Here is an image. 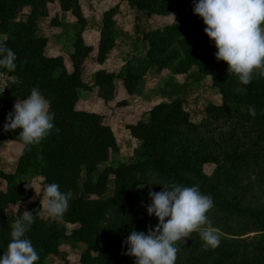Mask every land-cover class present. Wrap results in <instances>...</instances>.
Here are the masks:
<instances>
[{
    "label": "rangeland",
    "instance_id": "obj_1",
    "mask_svg": "<svg viewBox=\"0 0 264 264\" xmlns=\"http://www.w3.org/2000/svg\"><path fill=\"white\" fill-rule=\"evenodd\" d=\"M115 9L118 11V8ZM161 9L168 15L149 21L144 15L136 12L121 22L122 25L127 23L135 27L134 34L126 41L139 51L137 55L129 56L130 60L147 67H151L156 60L162 65L159 73H156L159 68L152 66L150 72L145 75L147 77L143 79V91H140L139 96L128 102L129 99L122 97L117 86L113 100L109 102L100 99L95 91L79 93L78 109L102 116L118 143V151L110 156L108 162L100 165L99 169L115 167L117 164L130 166L137 163L142 143L133 140L126 133V126L143 118L145 120L146 113L159 103L172 102L175 99L183 100L184 109L190 114L191 121L201 125L198 129L182 126L170 129L169 141L162 147L165 159L176 160L186 153L196 156L210 154L217 158L218 163H192L187 170L178 173L175 179L162 178L152 167L134 170L132 197L107 210L100 227L119 226L122 231L125 230L127 214L147 213L146 207L150 203L148 192L161 191L162 184L198 185L203 194L213 199L214 207L207 215L212 225L220 230L221 242L215 249H206L199 234L193 232L187 242L179 246L175 264H264V76L258 72L254 73L252 82L242 85L234 74L227 71V64L216 59V48L203 31L205 25L202 19L183 18L180 25L181 19L174 11V4L172 6L165 0ZM81 11L86 21L88 19L94 23L93 18L90 19L84 14L87 11L86 6ZM29 13V8H23L18 19L24 20ZM69 16L61 12L55 0L47 5L46 16L39 20V33L46 37L48 42L51 35H65L59 42L68 53L72 50L78 27L76 23L72 27L66 24L69 30L62 33V27L57 28L53 21L59 25L60 20L68 22ZM167 26L177 27L162 33L156 32ZM5 39V36L0 35V41ZM148 54H152L153 61ZM64 57L66 59V56ZM165 62L167 66L163 67ZM181 68L186 70L183 75L177 73ZM14 82L15 79L0 73V89L5 90ZM214 82L217 85H214ZM89 84L92 86V83ZM220 91L228 93L222 95ZM144 97H147V101H143ZM223 97L228 99L226 104ZM121 102H126V105H121ZM210 104L218 109L217 120L205 119L204 110ZM249 107L255 108V116L250 115ZM20 148L21 145L17 142L1 143L0 170L7 173L15 171ZM236 152L244 154L245 157H238L235 162L226 164L224 158L228 155L234 156ZM21 181L25 185L28 184L33 192L30 200L20 203L22 211L28 210L31 204L40 202L41 216L52 220L43 207L41 190L46 185L44 179L31 175ZM1 187L4 189V184H1ZM112 190L111 184L108 194H111ZM18 209L17 205L6 208V213L12 218V224L17 219ZM57 222L66 229L67 234L77 227L63 219ZM156 222L154 217L147 225H138L126 233L129 235L133 230L147 231L148 227L155 226ZM39 234L38 230L32 232L34 237ZM85 249L83 244H63L61 247V251L66 253L67 264H81L80 259ZM66 262L65 259L51 256L45 264ZM134 262V257L124 253L113 264ZM89 264L104 263L93 260L89 261Z\"/></svg>",
    "mask_w": 264,
    "mask_h": 264
},
{
    "label": "trees",
    "instance_id": "obj_2",
    "mask_svg": "<svg viewBox=\"0 0 264 264\" xmlns=\"http://www.w3.org/2000/svg\"><path fill=\"white\" fill-rule=\"evenodd\" d=\"M54 1L0 0V35L6 37L3 42L17 56V67L14 71L0 67L1 74L15 79L14 84L0 93V145L3 141L21 145L19 129L4 131L3 125L14 103L26 98L34 86H38L42 94L50 100L51 111L55 113L54 125L59 129V132L53 131L39 145L32 146L31 150L19 156L13 173L0 170V255L10 241L12 226V218L6 213V208L32 198V189L26 188L21 179L38 175L44 179L45 184L58 183L61 191H70L73 194L68 210L61 219L77 227L67 234L66 229L58 224V220H46L41 216L40 202L31 204L28 210L33 214L39 211V215L26 235L40 256L36 264H45L50 256L60 257L66 262V253L61 251L63 244H83L86 247L80 259L81 264H89L93 260L113 264L127 251V245L122 242L128 236V231L154 220V216L147 213L131 212L127 214V225L123 231L119 226L100 227L107 210L132 197L134 170L152 167L162 178L175 179L178 173L187 170L192 163L217 164L218 160L210 154L196 156L188 153L176 160L165 159L162 147L169 141L170 129L179 126L198 129L201 125L191 121L190 114L184 109L183 100L175 99L170 103L154 106L146 113L147 121L140 120L126 126L130 136L142 143L137 163L130 166L117 164L115 167L100 170V165L108 162L110 156L118 151V143L102 116L78 109L79 93L91 92L95 88L98 97L109 102L114 97L115 82L120 80L126 93L131 96L150 67L130 60L118 75L96 72L93 84L89 86L83 80V63L92 57L98 64H102L114 49L117 9H109L103 14L98 47L93 49L84 43L82 37L87 21L78 0H57L61 12H70L78 27L72 50L68 53L72 67L68 72L62 57L46 56L48 40L39 33V20L46 16L47 5ZM120 1H126L137 12L168 15L161 9L165 0ZM167 2L172 6L174 4V11L181 19L180 25L183 18L201 19L192 11L193 0ZM26 7L30 9L29 15L24 20H19L18 16ZM53 25H58L55 20ZM177 26H167L156 32L162 33ZM148 57L153 61L152 54H148ZM153 63L151 67H158L156 73H159L162 65L157 60ZM165 66L166 62L163 64ZM177 73L185 74L186 70L181 68ZM214 85L217 83L214 82ZM227 93L220 91L222 95ZM223 99L226 104L228 99ZM121 105L125 106L126 102H121ZM204 113L206 120H217L219 116L217 107L212 104L206 107ZM238 157L245 155L236 152L234 156H226L224 161L226 164L233 163ZM1 184H4V189ZM111 184L113 190L108 194ZM22 212L19 208L17 219ZM34 230L40 231L37 237L32 236Z\"/></svg>",
    "mask_w": 264,
    "mask_h": 264
},
{
    "label": "clouds",
    "instance_id": "obj_3",
    "mask_svg": "<svg viewBox=\"0 0 264 264\" xmlns=\"http://www.w3.org/2000/svg\"><path fill=\"white\" fill-rule=\"evenodd\" d=\"M192 11L203 21V31L216 48V59L224 61L227 71L242 85L250 84L254 73L264 76V0H193ZM16 59V53L0 41V67L14 71ZM3 90L0 89V93ZM50 105V100L34 86L30 94L16 101L7 113L3 129H19L18 156L39 145L53 131L59 132ZM249 113L255 116V108L249 107ZM161 186V191L148 192L150 203L146 212L156 218L155 226H149L147 231L133 230L122 242L127 245L126 254L135 258L134 264H175L179 246L185 244L193 232L199 234L206 249L218 247L220 230L207 215L214 207L212 197L203 194L198 185L165 183ZM72 195L70 191H61L58 183L46 184L41 196L47 215L61 219ZM17 206L21 207L20 202ZM38 215L39 211L33 214L25 210L14 221L10 241L0 255V264H36L40 260L26 235Z\"/></svg>",
    "mask_w": 264,
    "mask_h": 264
},
{
    "label": "crops",
    "instance_id": "obj_4",
    "mask_svg": "<svg viewBox=\"0 0 264 264\" xmlns=\"http://www.w3.org/2000/svg\"><path fill=\"white\" fill-rule=\"evenodd\" d=\"M78 2L81 7V10H84V7L86 6L87 11L86 13L83 12L85 16L88 15L90 19L91 18L94 19L93 20L94 23H92L91 21H88L87 19V22H88L87 29H85L84 33L82 34L84 43L87 46L92 47L93 49H97L98 47L99 38H100L101 21H102L103 14L106 11H108V9H110L111 7L118 8L117 15H116V26H115L116 36H115L114 49L109 53L107 59L102 64H98L95 61V59L92 57L90 59L85 60L83 63V72H84L83 80L85 83H87L90 86L89 83L93 84V78L96 72L104 71L109 74L118 75L123 70V68L126 66L128 61H130L129 56L132 57V55L138 54L137 52L139 50L134 49V46L131 47V45L128 44V42L126 41L130 39L131 35L134 34L133 32L135 28L134 25L127 24V23H124L122 25L121 23L123 22L125 17L127 16L131 17V15L133 16L134 13H136L137 11L134 9H131L126 1H120V0H78ZM139 13L144 15L149 21H152L153 18H160V16L158 15H151V14L144 13V12H139ZM63 14L70 15V16L68 17V22H63L62 20H60L59 22L60 24L57 25L58 26L57 28L62 27L61 29L62 33L69 30L66 24L72 27L76 23L75 22L76 19L73 17L71 13H63ZM62 37L65 38V35L64 36L62 35L61 37H60V34H57L56 36L51 35L49 37V42H48V46L46 48L45 53L49 55L48 57H62L64 59L66 70L70 72L72 70V67L69 61L68 52H66L64 46L59 42L60 38L62 39ZM64 56H66V59ZM150 70H151V67L149 68L148 72H150ZM148 72L146 74H148ZM180 75H183V74H180ZM146 77L147 76H144L143 79ZM143 79L140 81L136 91L131 96H129L126 93L122 85V82L120 80H117L115 82V87L116 86L119 87V91L122 93V97H124V99L126 98L129 99L127 101L130 102L132 101L131 99L135 100L136 97L139 96L140 91H143L142 89V84L144 82ZM177 85H181V84H177ZM93 91L97 92V89L94 88ZM83 93H88V92H83ZM143 101H147V97H144ZM162 103H170V102H162ZM80 110L86 111L83 109H80ZM144 121H147V116ZM125 131L130 136L129 131L127 130Z\"/></svg>",
    "mask_w": 264,
    "mask_h": 264
}]
</instances>
